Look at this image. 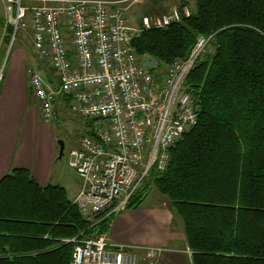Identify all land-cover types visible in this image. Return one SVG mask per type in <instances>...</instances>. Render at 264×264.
<instances>
[{
	"label": "trees",
	"instance_id": "1",
	"mask_svg": "<svg viewBox=\"0 0 264 264\" xmlns=\"http://www.w3.org/2000/svg\"><path fill=\"white\" fill-rule=\"evenodd\" d=\"M3 24L9 43L13 27ZM200 36L211 50L184 82L197 124L170 148L165 171L150 169L127 208L155 188L182 220L192 264H264V0H196L180 21L143 26L133 45L140 59L156 60L153 71L188 58ZM111 223L89 220L65 187L40 186L26 168L0 181V264H69L67 239L106 234Z\"/></svg>",
	"mask_w": 264,
	"mask_h": 264
},
{
	"label": "built area",
	"instance_id": "2",
	"mask_svg": "<svg viewBox=\"0 0 264 264\" xmlns=\"http://www.w3.org/2000/svg\"><path fill=\"white\" fill-rule=\"evenodd\" d=\"M137 0H6L12 39L32 24L34 48L54 70L57 85L27 70L44 122L57 119L55 101L69 98L90 130L71 149L69 165L80 180L73 203L98 222L127 208L140 182L155 166L165 171L169 150L197 124L191 92L184 82L197 59L211 50L200 36L186 59L165 68L143 66L133 45L139 30L126 13ZM191 10L173 9L144 27H164ZM69 264H157L167 249L113 243L105 234L76 236Z\"/></svg>",
	"mask_w": 264,
	"mask_h": 264
},
{
	"label": "crops",
	"instance_id": "3",
	"mask_svg": "<svg viewBox=\"0 0 264 264\" xmlns=\"http://www.w3.org/2000/svg\"><path fill=\"white\" fill-rule=\"evenodd\" d=\"M194 2L196 0H139L131 5L126 15L129 13L134 21L132 26L141 29L144 26L145 17L156 19L173 9L182 7L191 10ZM5 17L7 16L0 19L5 20ZM4 28L3 25L0 46L5 41ZM154 62L156 63V60ZM7 67L5 72H0V181L13 168H26L31 171L40 186L52 183L65 187L69 199L73 201L79 191L80 180L71 198L68 193L69 185L66 176L59 167L57 130L41 118L40 108L29 85L27 70L30 66L16 55L9 60ZM47 80L48 83L54 85V81ZM59 101L65 103L67 99L64 96H58L55 103ZM149 214L158 222L155 231L159 234L160 240L156 244H142L141 246H167L175 241L177 248H172V253H169L170 250L167 249L161 258L173 256L180 258V254L186 252L191 260L192 252L186 240L181 218L177 215L176 231L172 229L173 213L168 209L152 208ZM105 235L113 243H126L124 242L126 239L119 235L113 222ZM184 245H186L185 248ZM166 253L168 254L165 255Z\"/></svg>",
	"mask_w": 264,
	"mask_h": 264
},
{
	"label": "rangeland",
	"instance_id": "4",
	"mask_svg": "<svg viewBox=\"0 0 264 264\" xmlns=\"http://www.w3.org/2000/svg\"><path fill=\"white\" fill-rule=\"evenodd\" d=\"M139 0H137L138 2ZM141 1V0H140ZM136 3V2H135ZM196 2L192 3V9H195ZM7 2L6 0H0V18L7 16ZM128 23L134 24V21L130 18L129 13L126 15ZM3 22L0 19V39L3 33ZM5 22L8 24V17H5ZM140 24V23H137ZM9 25V24H8ZM137 28V27H136ZM6 34V27L4 28ZM4 41V40H3ZM3 47V48H2ZM18 55L28 66L35 69L44 79L54 81V85H57V78L55 77L54 70L48 64L43 61L36 49L34 48L32 24L20 30L15 39L11 38V41L5 42L0 46V72L6 70L9 60ZM149 57H142L141 63L146 67H154L156 64L154 59ZM8 68V67H7ZM53 77V79H52ZM55 77V79H54ZM52 84V83H51ZM57 110V119L49 124L52 125L58 134L57 143L60 149V141L65 143L64 155L59 159V167L62 169V173L65 174L67 179L68 193L70 197L75 194L79 184V178L75 174L74 169L69 165L70 151L80 145V140L83 134H86L91 127V123L87 118L81 114L72 110L70 102L67 100L64 102L55 103ZM154 187V186H153ZM162 207L168 209L173 213V219H171L172 229L177 231V214L170 206V202L164 196H162L155 188H152L149 196L141 203L139 207H128L125 210L112 216L113 225L119 232V235L123 237L124 242L132 245L142 244H156L159 242V234L156 233L158 223L153 216L149 214L150 209ZM144 216V217H143ZM180 219V218H179ZM182 223V220H180ZM172 253V248H177V242H171L169 245L164 246ZM186 245H184V248ZM166 253L165 255H167ZM157 264H192L189 255L186 252L180 254V258L176 256L170 258H160Z\"/></svg>",
	"mask_w": 264,
	"mask_h": 264
},
{
	"label": "water",
	"instance_id": "5",
	"mask_svg": "<svg viewBox=\"0 0 264 264\" xmlns=\"http://www.w3.org/2000/svg\"><path fill=\"white\" fill-rule=\"evenodd\" d=\"M64 150H65V143L63 141H60L59 158H61L64 155Z\"/></svg>",
	"mask_w": 264,
	"mask_h": 264
}]
</instances>
